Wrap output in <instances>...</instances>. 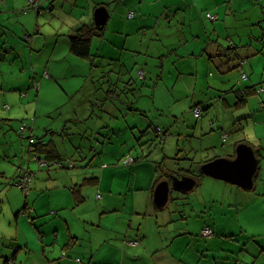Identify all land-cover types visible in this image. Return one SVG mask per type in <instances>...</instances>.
<instances>
[{
	"label": "crops",
	"instance_id": "0c3cea01",
	"mask_svg": "<svg viewBox=\"0 0 264 264\" xmlns=\"http://www.w3.org/2000/svg\"><path fill=\"white\" fill-rule=\"evenodd\" d=\"M79 1L47 0L45 4L42 1V8L37 9L29 6L30 0H13L12 2L11 0H0V44L3 45L0 47V62L15 60L18 62V59H22V71H26L28 76L33 74V79L39 75L49 76L50 79L59 76L56 69L50 68V61L55 54H60L59 57H66L69 62V70H72L73 74H81V70L89 73L98 68L101 81L94 83L88 80L84 85H81L78 92L85 93L82 95V99L69 109L66 122H69L67 127H72L80 122L79 117L89 119L90 116L92 118L96 116L98 125L94 129L92 137L99 139L97 147H100V144L103 145L105 142L110 143L111 141L107 134H101L103 129L109 130L106 125L107 121L100 118L101 116L108 115L110 119L116 121L127 113L140 112L144 121L142 125L115 127L114 135L112 133L113 137L120 136L119 144L115 145L118 148L114 147L111 149L113 152L110 153L118 155L115 161L127 155L132 156L135 152L138 154L135 157L137 161L140 153L144 158L149 153L150 145L142 144L143 141H138V138L149 135L148 128L151 126L152 129V126H155L156 121L153 119L160 118L162 121L166 120L165 122H172L175 119L176 127L173 129L174 125H171V135L167 138L168 134L166 133L164 142L161 143L165 144L166 149L171 148L172 150L169 153H163L161 163H163L165 176L157 182L161 175L157 170L158 163L153 169L148 162L137 164L136 161L129 167L132 177L125 195L122 190L118 195L112 193L115 185V179H113L110 185L111 189H108L105 192L106 195L102 196L101 207L97 206L101 209L99 219L96 217L89 219L82 214H79L78 217L73 215V210L82 205L86 199L83 195L84 181L89 178H85L82 183H79L80 174L65 175V178L53 182V206L49 204L47 211L44 212L53 213V236L50 231L45 229L43 231L42 228L36 227L39 234L37 239V233L34 232L32 226H23V223L27 224V222L26 218L21 216L20 202L18 205L15 204L16 201H19L18 196L15 195L17 190L14 191L15 187L8 184L15 176L19 166L29 171L32 162L37 163L35 157L41 162L43 160L44 165L46 164L45 157L40 159L38 153H33L31 148L28 151L26 142L28 136L20 133L19 129L16 131L15 127L11 125L13 118L23 117L24 112L19 111L13 104L7 103L11 107L9 109L11 112L9 111L7 114L9 118H0V193L2 192L0 199L1 203L5 202L0 206V214L3 212L0 217V263L5 264L4 258L8 257L11 259L10 264H19L20 262L21 264H264V234L254 231L247 233L249 231L243 221V213H247L250 209L249 201L264 206V179L261 180L264 164V132L256 133L251 138L249 134L245 133L242 125L244 120L254 118L255 113H260V119L256 121V125L264 124V110H260V108L264 109V87H260V91L263 90L254 98L253 111H249L247 106L241 108L236 106L233 93H225L233 88L230 87L228 81L232 75L223 77L214 74L211 81L207 75L208 71L215 66H218L223 74L228 71L229 67L238 68L239 66L237 59L229 61L225 56L222 60L218 57L219 47L223 44V39L227 38L223 36V33L228 29L231 31L227 39L230 41V45H234V48L237 45L240 46L237 53L244 59L241 73L247 75L245 80L250 78L254 83L253 80L260 76L258 83H264V6L262 13L258 10L257 17L252 18V11L257 8L260 0H172L168 3L161 0L162 6L159 12L157 15H153L154 13L149 15V19L141 5L144 0H138L139 3H136V0H131V2H135L134 6L128 3L129 0H90L88 10L80 15L74 9ZM111 4L116 5L113 15L108 9V5ZM136 4L139 6L137 7ZM188 4L189 7L200 10L215 8L219 12L215 14L218 18L216 21L220 20L223 11H225L226 21H228V15L231 16L237 12L248 13L249 17L245 22L246 29L241 31L238 20H232L233 22H230L234 25L233 32L231 28L225 24L220 25V23L214 24L208 30L211 21L206 18L205 14V25L203 20L199 21L202 28L199 30L200 36L195 35L197 29H192L193 20L191 18L188 20L187 14L183 13V9L188 8ZM99 8H105L108 11V21L105 26L100 27L104 28L103 34L93 39L92 54L95 55L93 60L81 59L71 52L69 36L84 25H97L95 12ZM173 11H177L174 17L171 16ZM130 12L135 13L134 18L128 17ZM178 12H181V20H176ZM65 14L75 18L63 19ZM159 14L160 16H158ZM211 14L213 13L211 12ZM49 22L53 23L50 30L42 28ZM238 32L239 34L236 35ZM1 33L2 35L11 33V36L2 37ZM189 37L201 42L202 49L199 54L193 56L181 53L183 41ZM152 45L157 48L156 52L150 56L147 49ZM133 69H138L140 75L144 74V83L149 80L147 89H140L142 85L139 79L141 78L135 79ZM0 70H2L1 67ZM164 70H167L168 74L166 71V74H163ZM186 70L190 72L187 76ZM112 75H117L118 80H106V77ZM32 81L23 86L12 84L11 87L14 90H20L19 92L27 89L28 91L25 92L27 95H22L23 93L21 95L29 97L33 95L29 89L33 88L38 94L37 89H40V84L41 86L44 84V80H40L41 83L37 87V81ZM122 83L123 85L125 83L126 85L135 84V88H138L136 91L142 96L144 91L150 94V97L144 102V109L135 110L131 106L127 109L128 112H124L122 108L119 109L116 106L117 102L110 100L112 96H110V91H120ZM249 86L246 84L245 87ZM253 86H257V84ZM4 87L6 85L1 83L0 88ZM158 87L159 90L161 87L162 90L164 87L166 88L161 98L158 96ZM237 87L241 86L237 85ZM153 89L154 93L152 94L150 90L153 91ZM77 94L74 93V96L76 97ZM100 94L101 99H97L96 96ZM6 98H4L3 109L7 105ZM159 99L163 105L156 104ZM195 106H210L204 112V116L198 120L196 126L193 121H187V119L194 120L196 118L192 111ZM153 112L156 115L150 116ZM25 114H30V109L26 110ZM228 114H232V116H228ZM179 115L181 119L178 118ZM38 117L40 118L36 110L30 125L35 126V130L36 128L42 130V127L38 125ZM231 117L234 123L231 122ZM1 119H6V121ZM182 119H186L188 123L179 129L177 125L181 124L180 120ZM235 119H239L237 123H235ZM24 124L30 126L28 122ZM146 128L149 130L147 135L143 133L147 130ZM216 128L218 132L213 133ZM163 129L168 130V128ZM96 130L101 132L98 136L94 133ZM47 131H51V129H47ZM207 131L212 132L209 134L208 140L216 139L217 143L224 140L223 144H226L211 157H204L203 149H198L199 142ZM237 132L240 133L235 135ZM53 135L59 139L55 135V129H53ZM241 143L252 146L260 160L252 190H245L235 184L204 176L191 191L178 194L177 199L182 201L181 205H176L169 210L167 205L163 208L156 206L154 192L161 181L171 180L173 174L191 175L193 172H197L198 167L202 164L219 157L233 159L236 156V149ZM74 148L75 153L68 158L74 159L78 154L84 160L88 155L85 146L81 150L75 146ZM211 148H215L213 142L208 144V149ZM103 151L107 152V150ZM174 151L177 152V157H175L177 160L172 157ZM91 153L89 155H92ZM2 159H5L6 162H2ZM183 160L185 163L182 162ZM115 161H106L99 170L98 177H95L98 179L96 182L99 183L100 189L107 177H114L120 171L119 167L113 163ZM52 162L53 170H57L56 159H53ZM52 162H49L48 165ZM8 164H14L15 170H12ZM37 165L41 166L38 163ZM176 170L182 171V173L179 174ZM7 171L11 173L8 174ZM139 181H141L140 185H138ZM38 186L39 184L35 182L34 188L37 189ZM79 186H83L81 190L85 199L77 205L72 188ZM198 188L204 189L201 191L202 196H188V193L193 194ZM35 191L38 193V190ZM60 191H70L67 192L69 196H61ZM39 197L40 194L35 196L32 205L29 202L30 208H33L32 217L29 216L32 221L35 215L44 216L37 210L40 205ZM96 199L97 201L101 200L98 197ZM129 203L133 206L134 211L129 209ZM11 208H13L12 213L16 216V228L13 227ZM192 216L194 222L197 223L196 229L184 225L186 217L192 218ZM96 221L97 226L94 225ZM40 223L42 224L44 221ZM24 227H29L31 230L35 245L40 247L38 240L41 241V246L44 245L42 253L31 250V246L34 247V245H31L30 239L23 234ZM206 227H210L214 231L210 238L201 236L202 230ZM126 240L138 241L139 244L130 246L125 243ZM249 244L251 245L249 246ZM49 246L53 247V262L49 261L47 255ZM35 248L37 249V246ZM33 252L38 254L39 260L35 261L32 258Z\"/></svg>",
	"mask_w": 264,
	"mask_h": 264
},
{
	"label": "rangeland",
	"instance_id": "374dc122",
	"mask_svg": "<svg viewBox=\"0 0 264 264\" xmlns=\"http://www.w3.org/2000/svg\"><path fill=\"white\" fill-rule=\"evenodd\" d=\"M13 0H11L12 2ZM43 3L45 4L47 0H42ZM90 0H80L79 3L74 6V9L77 10V14H82L85 13L88 10V4H89ZM142 1V0H141ZM158 1V2H155ZM161 0H144L141 5L142 8L144 9V11H146V15L148 16V19L150 18L149 15L153 14V15H157V13L159 12V9L162 6V3L160 2ZM165 3H168L172 0H164ZM263 0H260L259 3L257 4V8H255L254 11H252V18L257 17V12L259 10V12L262 13V7L264 6V3H262ZM128 3L131 6H134L135 2H131V0L128 1ZM136 3H139L138 0H136ZM191 3V2H189ZM152 4V5H151ZM204 5V4H203ZM136 6L138 7L139 4H136ZM149 6H151V8H149ZM116 5L111 4L108 5V9L109 12L111 13V15H113L114 11H115ZM149 10V12H148ZM187 10V11H185ZM136 11V10H134ZM138 11V10H137ZM213 13V15L218 14L219 12L217 10H215V8H204L202 10L197 9V8H192L189 7L188 4V8L183 9V13L187 14V19L190 20L189 18H191L193 20V24H191V26L193 25L192 29L194 28L195 30L197 29V32L195 33V35L200 36L199 34V30L202 29L200 27L199 21L203 20L204 25L206 20L204 19L205 14L207 15V13ZM177 13V11H173L171 16L174 17V14ZM181 12H178V15L176 16V20H181V16H180ZM160 16V14L158 15ZM248 13L244 14V13H240L237 12L235 14H232L231 16L228 15L227 19L228 21L225 20V11L222 12V17H220V20L218 21H214V22H210V25L208 27V30L211 29V27L216 24V23H220V25H226L227 27L232 29V32L234 30V25L232 24V20H238V22L240 23L239 29L242 31L244 29H246V24L245 22L248 19ZM63 19H67V20H71L72 17L69 14H65V16L62 17ZM207 18V17H206ZM128 19V18H127ZM232 21V22H230ZM258 23V22H257ZM256 23V25H257ZM190 24V23H189ZM219 25V26H220ZM53 27V23L49 22L48 24L44 25L42 28H44L45 30H50V28ZM172 29V28H171ZM253 29V28H252ZM189 30V29H188ZM12 31V30H11ZM1 32V31H0ZM190 32V31H189ZM231 31L230 30H225V32L223 33L224 38L223 39V44L220 45V51H219V58L222 60L224 59L223 56H227V54L232 51H229V48L231 47L230 45V41L227 40L228 36H230ZM239 32L236 34L238 35ZM2 35V33H1ZM10 37L11 33L9 34H3L2 37ZM232 36V35H231ZM248 38V37H247ZM240 39V38H237ZM183 40V39H182ZM227 41V42H226ZM15 42V41H14ZM187 42V43H186ZM227 43V45H226ZM0 47H3L2 44H0ZM156 48L157 46L152 45L149 49H147V53L153 54L156 52ZM202 49V44L200 41H196V39L194 38H188L185 41H183V46L181 49V53L184 54H192L193 56L195 54H199L200 51ZM4 53V51H3ZM60 54H55L53 55L52 60L50 61V68L53 70H57V74L59 75L58 77H56L55 79H50V77H44V76H36L33 79V74H31L30 76H28V73L26 71H22L23 69L21 68L22 66V59H18V62L15 61H11V62H7V61H2L0 62V67L2 68V70H0V84L4 83L6 85V87H4L3 89L0 88V118H9V116L7 115L9 113V109H3V103H4V98H6V96H8L6 99V104L9 103L10 105L13 104V106H16V108L19 111H23L24 112V116L23 117H18V118H13V121L11 123L12 126L15 127V130L17 131L19 129H21V126L23 123L28 122L29 125L32 123L33 118L35 116L36 110L39 113V120H38V125L40 127H42L41 129H37L35 130V126L32 127V125H30L28 128L33 129V133H34V138L36 139V141H42L44 140L46 143H49L50 141H53V139L56 141V148L61 156L62 159H68L69 156H72L75 153V148L74 146L81 150L85 148H87V150H85L86 152L88 151V155L85 157V159H81L79 157V155L77 154V157H75L74 159H72V162L74 163V168L73 169H68V168H62L60 167V165H57L58 169L57 170H53V162L48 164H43V160L42 162L37 160L35 155L33 154V157H35V160L37 161L38 164H41L40 167H38L37 163L32 162V166L30 171L32 172L33 175V181H32V190L30 191V194L27 196L24 191L20 188L17 187L15 185H13L15 187V189H13L14 191L17 190L15 192V195L18 196V200L16 201V205L19 204V210H21L23 208V206L25 205L26 202H30L31 205L34 203L35 200V196L40 194L39 197V207L37 208L38 211L42 212L44 216H34V220L32 221V216L29 217V215H25L23 212H21V216H23V218H26V222L27 224L23 223V226H32V229L34 230L35 233H37V228L41 229H45L50 231V233L53 236V213L51 212H46L47 208L49 206V204H52L53 206V186H54V181H57V179H61L63 178L65 175H74L75 173H78L81 175V179L79 181V183L83 182V180L85 178H93V177H98V173L99 170L102 168V165L104 163L109 162V161H115L116 157H118L117 154H110L111 152H113L111 149H113L115 147L116 144H119L118 141L120 140V136H116L113 137L115 131V127L119 128L121 126L125 125H129V126H133L136 127L137 125H142L143 124V120L141 118L142 114L138 111H134L133 113H127L123 118H118V120L114 121L112 119H110L108 117V115H104L101 116L100 118H103V120L105 119L107 121V126L109 127V130L103 129V133L101 134H107L109 138H111L110 143H104L103 145L100 144V147H97V140L96 137L93 138L92 135L90 136L91 132L95 129V127L98 125V119L96 116H94L93 118H89V119H82L79 116V123H75L76 125L74 126H70L67 127V125H69L68 118L67 116L69 109L73 108L75 103L78 100L82 99V95L85 92H78L81 85H84L85 82H87L88 80L91 82H96L98 83V81H101L102 78H100V74L98 73V68H96L94 71L92 72H86L85 70H81V74H73L72 70H69V62L68 60H66L65 56H61L59 57ZM196 60V59H195ZM57 61V62H56ZM20 62V63H19ZM229 62V61H228ZM232 67V66H231ZM228 68V71L223 74L221 72V70L218 68V66L213 67L212 70L208 71V77H209V81H211L213 79L214 74H216L217 76H223V77H230V75H232L228 81H229V85L230 87H234L237 85L241 86V88L245 87L246 84H249L250 86H253L255 84H257V86H255V88H258V91L261 89L260 87H264V83L259 82L260 81V76L256 77L252 82V80L249 78L248 80H241L242 79V73H241V67L239 66L238 68L234 67V68ZM178 68V66H177ZM175 68V69H177ZM168 74L167 70L163 71V74L165 73ZM174 71V70H173ZM186 72V76L188 75V73H190L188 70L185 71ZM165 73V74H166ZM111 74H113V72H111ZM133 74L135 76V79H139L142 87H140V89H147V82L149 83V80H147L146 83H144V76L140 75V72L138 73V69H133ZM137 74V77H136ZM76 75V76H74ZM165 76V75H164ZM117 75H112L109 77H106V80H113L115 81L117 79ZM147 77V75H146ZM150 78V76L148 75V79ZM33 80V81H32ZM44 80V84L43 86H41V82L39 81ZM105 80V78H104ZM118 80V79H117ZM116 80V81H117ZM34 81H37V87H39L40 84V89L38 90L39 93L36 94L35 90L29 89L31 92H33L31 96L29 97H23L21 94L25 93L26 91H28L27 89H23L21 92H19L20 90H14L12 89V84L15 85H19V86H23L26 83H31ZM207 81V79H206ZM174 82V81H172ZM162 85V83H161ZM160 85V86H161ZM16 86V87H19ZM121 89V95H120V99L124 102H126V105H122L125 107L120 106L119 104L116 103V106L120 108H122V111L124 112H128L127 109L130 108L131 106H133V108H135V110L138 109H144V102L147 100V98L150 97L149 93H146V91H144L143 96L139 94L138 91H136L138 88H135V84L133 85H126V83L120 86ZM124 87V88H122ZM239 87H237L238 89ZM166 88L164 87L162 90V87L159 90L158 87V96L159 98H161L164 95V90ZM228 89V88H226ZM152 92V94L154 93V89L153 91L150 90ZM74 93H78L77 96H74ZM258 94L254 95L253 97L249 98L248 103L246 104L247 108L249 111H253L252 108L255 106V99L256 96ZM97 99H101V94L96 96ZM235 98V102H236V97L234 95ZM131 105H130V103ZM15 104V105H14ZM156 104L158 105H163V102L159 100L156 101ZM30 109V114H25L26 110L28 111ZM258 109V108H256ZM260 110H264L261 109ZM154 111V110H153ZM11 112V111H10ZM260 113H255L254 118H251L250 120H244L243 122V127L245 129V133L249 134L251 138L252 135L259 133V132H264V124L260 123L258 125H256V121L258 119H260L259 117ZM30 115V116H29ZM97 115V114H96ZM156 115L155 112L152 113V115L150 116H154ZM251 115V114H250ZM98 116V115H97ZM228 116H232V114H228ZM149 117V115H148ZM181 119V116L179 115V117ZM238 118V116H237ZM110 119V120H109ZM155 122V127L157 124H161L160 127L163 129H167V138L171 135V125H174L173 129L176 127V125L174 124V122H177L175 119L172 120V122H165L162 121V119L158 118L153 119ZM198 118H195L194 120L192 118H190L189 120L187 119V121H193L194 122V126H196L198 124ZM239 119H235V123H237ZM181 124L177 125V128H182L183 126L185 127L186 124L188 123L186 121V119H182L180 120ZM160 122V123H159ZM231 122L234 123V121H232V117H231ZM242 123V121H241ZM110 125V126H109ZM1 126V125H0ZM193 126V127H194ZM18 127V128H17ZM51 127V128H50ZM147 127V126H146ZM154 127V129H155ZM159 127V126H158ZM167 127V128H166ZM66 128V130H65ZM192 128V127H190ZM47 129H51V131H47ZM53 129H55V135L58 138H55V136L53 135ZM154 129L150 128V132L149 135L146 137H139L138 141L142 140V144L145 145H150V150L149 153L146 154L148 155V157L144 158L141 156L142 153H140L138 156V161L137 164H143L148 162V164H150L152 166V168L154 169L155 164L156 163H160L162 162V157H163V153L165 152H170L172 151L171 148L166 149L165 144H161L162 142L158 139V134L155 133ZM241 129V128H240ZM240 129H236V130H240ZM64 130L69 133L70 135H63ZM178 130V129H177ZM242 130V129H241ZM90 131V132H89ZM47 132H49L48 134H46ZM218 130L217 128L215 129V131H213V133H217ZM16 133V132H15ZM113 133V135H112ZM212 133L211 131H207L206 134L201 138V141L199 142V146L198 149H203V156L204 157H211L214 153L218 152L220 149H222L224 146H226V144L224 145V140L223 142H216V139L214 140H208L209 134ZM240 132H237L235 135H237ZM140 134V132H139ZM27 136H29V134H26ZM26 136V137H27ZM122 137H124V135H122ZM211 137V136H210ZM149 140H152V142H148ZM27 145L29 146L30 144V139L29 137H27ZM43 142V141H42ZM209 142H213L215 145V148H211L208 149V144ZM116 149L118 148L117 146L115 147ZM141 149V148H140ZM103 150H107V152H104ZM166 150V151H165ZM90 152H92V155H89ZM175 152V151H174ZM136 155H138L136 152L132 154L133 157H136ZM177 155V152H175L173 154V158H175ZM264 156V155H263ZM43 155H41L39 158L43 159ZM74 157V156H73ZM124 161H125V157H121L118 158L117 161L113 162L114 164H116L119 168L118 173L116 174V176L114 177H107V179L104 181V183L101 185V189L98 186L99 183H97L96 181H92L91 183H87L85 185L84 188V197H86L84 203L80 206H77V208L75 210H73V215L74 217H78L79 214H82L85 217L90 218H95L96 219L100 217V212L101 209H99L102 205V196L106 195V191L108 189H111L110 185L112 183V180L115 179V185L113 187L112 193L114 195H118L120 190H122L123 195H125L128 187L130 186V178L132 177L131 172H130V168L131 166H126L124 165ZM185 160H183L182 162H184ZM2 162H6L5 159H2ZM185 163V162H184ZM43 164V165H42ZM135 164V163H134ZM12 170H15L16 166L13 164H8ZM41 168V169H39ZM262 168V165H261ZM17 170V169H16ZM1 171V170H0ZM18 171V170H17ZM7 173H11L8 172ZM15 171L13 172L12 176L14 175ZM17 173V172H16ZM160 174L162 175V171H160ZM141 177H142V173H141ZM65 178V177H64ZM264 179V164H263V171H262V176H261V180L263 181ZM66 180V179H65ZM134 180V179H133ZM67 181V180H66ZM35 182L39 184L38 188L35 189ZM58 183V182H57ZM141 184V181L138 182V185ZM106 188V190H104V188ZM208 188V187H205ZM38 190V193H36L35 190ZM201 191H204V189L202 188H198L196 192L192 193H188L189 197H199L202 196ZM68 191H60V195L61 196H69ZM2 193V192H1ZM0 193V194H1ZM178 192H173L172 194V199L170 200V202L167 205V209H171L172 207L176 206V205H181L182 201L178 200ZM98 195H101V200L97 201L96 197H98ZM182 195V194H181ZM21 200V201H20ZM5 202L1 203V199H0V206L3 205ZM97 206H99V208H97ZM248 206H250V209L248 210V212H244L243 213V221L246 224V228L248 229L249 232L247 233H252L254 232H258V233H263L264 234V206L263 205H258V204H253L252 201H249ZM128 207L130 210L134 211L133 206H131V204H128ZM178 208V206H177ZM12 209H10L11 212V216L13 219V223H14V228H16V216L14 213H12ZM18 210V211H19ZM3 215V212H1L0 217ZM40 217V218H39ZM21 222V219H19ZM44 223H40L43 222ZM91 221V220H90ZM77 222V221H75ZM106 222V221H105ZM37 223V224H36ZM97 221L95 222V226H97ZM34 224H36V226H34ZM77 224V223H75ZM161 224V223H160ZM180 224V223H179ZM185 226L190 227V228H197V223L194 222V218L192 216V218L190 217H186V221H185ZM77 226V225H76ZM83 226V225H81ZM93 226V225H91ZM37 227V228H36ZM245 228V229H246ZM44 231V230H43ZM23 234L25 236H27L30 239V244L34 245L31 246V250L33 251H38V253H42V247L41 246V241H39V246L35 245L34 240H33V235L31 233V230L29 229V227H24L23 229ZM42 236L44 237V235L42 234ZM39 237V234L37 233V239ZM37 244V243H36ZM251 244H249L250 246ZM37 246V249L35 248ZM48 251H47V255L49 256V261L53 262V247L49 246L47 247ZM46 248V249H47ZM33 256L32 258L37 261L39 260V256L38 254H36L35 252H33ZM47 256V257H48ZM46 257V256H43ZM46 259V258H45ZM34 262V261H33ZM0 264H3L0 263ZM21 264V262L19 263ZM26 264V263H25Z\"/></svg>",
	"mask_w": 264,
	"mask_h": 264
},
{
	"label": "trees",
	"instance_id": "16d2710c",
	"mask_svg": "<svg viewBox=\"0 0 264 264\" xmlns=\"http://www.w3.org/2000/svg\"><path fill=\"white\" fill-rule=\"evenodd\" d=\"M131 13V12H130ZM209 14V13H208ZM207 14V15H208ZM211 14V13H210ZM129 15V14H128ZM129 17V16H128ZM135 17V16H134ZM133 17V18H134ZM208 19V17H207ZM218 19V18H217ZM209 20V19H208ZM211 21V20H210ZM216 21V20H215ZM104 32V28H100L98 27L97 25H84L82 27H80L78 30H76L71 36H69V44H70V50L71 52L81 58V59H86V60H89V61H92L93 58L95 57L94 54H92V42H93V39L94 37L96 36H101ZM233 43V42H231ZM235 46H231L229 48V51H232L230 52V54L228 53L227 56H225L229 61H233L235 59L238 60V65L241 67V65L243 64L244 62V59H242L241 57H239L238 53H237V49L240 48V46H236V48H234ZM219 57V56H218ZM238 66V67H239ZM234 66H232L231 68H233ZM243 75L242 74V79L241 80H245L247 78H243ZM246 75V74H245ZM144 76V74H143ZM247 77V75H246ZM39 90V89H37ZM36 90V91H37ZM263 90V89H262ZM261 90V91H262ZM261 91L257 88H255V86H249V87H243V88H236V86H234L233 88H231L229 91L225 92V93H233L237 99L236 101V106L241 108L243 106H246V104L248 103L249 101V98L250 97H253L254 95L256 94H260ZM121 92L122 91H116V90H111L110 91V100L113 102H117L119 103L120 105H126L127 103L122 101L120 98V95H121ZM22 95H27L26 93H23ZM8 105V104H7ZM263 106V104H261ZM6 106V105H5ZM4 106V109H7L5 108ZM10 106V105H9ZM197 107H201L202 108V117L204 116V112L207 111L209 109L210 106L208 107H203V106H195L192 108V111H193V114H194V109L197 108ZM264 107V106H263ZM11 108V107H10ZM8 110V109H7ZM195 116V114H194ZM196 117V116H195ZM201 117V118H202ZM90 118H92V116H90ZM197 118V117H196ZM200 119V118H198ZM3 121H6V119H1ZM23 125H26V124H22ZM21 126V128H22ZM151 127V126H150ZM150 127L148 128L150 130ZM155 126H152V129H154ZM147 129V128H146ZM145 130L143 131V133H148L149 130ZM157 129H160L159 131ZM32 130V134H33V137H34V133H33V129H30ZM29 130V131H30ZM66 130V128H65ZM64 130L63 132V135L67 136V135H70L69 133H67L66 131ZM94 131V130H93ZM93 131H92V134H93ZM155 133L158 134V139L163 143L164 142V139H165V136L167 135L166 131L164 129H162L160 126H156L155 129H154ZM20 133L21 132V129H20ZM29 133V132H28ZM27 133V134H28ZM97 136L99 135L100 131L99 130H96V132H94ZM91 134V135H92ZM26 135V134H25ZM90 135V136H91ZM29 137V136H28ZM30 139V137H29ZM35 139V138H34ZM97 142H99V139L96 138ZM43 141V142H42ZM42 141H36L35 139V143L33 144H29L28 146V151L29 149L31 148L33 153L37 152L38 153V157H40L41 155H43L45 157V162L46 164H48L49 162H52L53 159H56V163L58 165H60L61 167H64V168H68V169H73L75 166H74V163L72 162V157L71 158H68L67 160L66 159H62L57 148H56V143L53 141H50L49 143H46L44 140ZM150 142H152V140H149ZM127 156H131V155H127ZM126 156V157H127ZM125 157V158H126ZM133 157V156H132ZM177 157V156H176ZM135 159V162L137 161V159L135 157H133ZM175 160H177V158H175ZM133 163V164H134ZM132 164V165H133ZM201 165V164H200ZM131 166V165H129ZM157 170L160 172L162 171V175H160V177L157 179V182H159V180L163 179L164 176H165V173L163 171V163H158L157 164ZM184 171V169H182ZM26 169L22 168V166H19V169L17 171V173L15 174V176L10 180L9 184L8 185H15L17 187L18 186V183L20 182V178H21V174L23 172H25ZM28 171V170H27ZM30 171V170H29ZM195 171V170H194ZM31 172V171H30ZM176 172H179L182 173V171H179V170H176ZM32 173V172H31ZM172 173H175L172 171ZM193 175H195L197 178H202L204 177L203 175H201L199 173V171H195L192 173ZM98 179L93 177V178H89V179H85L84 181V184L86 185L87 183H91L92 181H97ZM84 186V185H83ZM83 186H79L78 188L74 187L72 188V193H73V196H74V199H75V202L76 204H80L84 201V197L82 195V190L81 188ZM20 212H23L25 215H29V216H32V213H33V208H30L29 206V203H25V205L23 206V208L21 209ZM204 230V229H203ZM202 230V231H203ZM214 232V231H213ZM202 233V232H201ZM202 236V235H201ZM130 240H126L125 243L129 242ZM12 246V245H11ZM10 258L8 257H5L4 258V261H5V264H10ZM78 261H80V259H78Z\"/></svg>",
	"mask_w": 264,
	"mask_h": 264
},
{
	"label": "water",
	"instance_id": "95a60500",
	"mask_svg": "<svg viewBox=\"0 0 264 264\" xmlns=\"http://www.w3.org/2000/svg\"><path fill=\"white\" fill-rule=\"evenodd\" d=\"M108 16V11L105 8L97 9L95 12V23L97 26H105ZM259 162L260 160L254 148L246 143H241L236 149L235 158H216L202 164L198 167V171L203 176L223 180L250 191L255 185L254 180L258 173ZM200 179L193 174H183L181 176L173 174L171 175V180L161 181L154 192L156 206L165 207L172 199L173 192H189L199 184Z\"/></svg>",
	"mask_w": 264,
	"mask_h": 264
},
{
	"label": "built area",
	"instance_id": "2783aa9c",
	"mask_svg": "<svg viewBox=\"0 0 264 264\" xmlns=\"http://www.w3.org/2000/svg\"><path fill=\"white\" fill-rule=\"evenodd\" d=\"M29 6L30 7H36L37 9H40V8H42L43 3H42V0H30ZM128 16H129V18H133L135 16V13L131 12V13H129ZM207 17L211 21L217 20V16L210 14V13L207 15ZM141 75L143 76V73H141ZM243 78H247L245 74L243 75ZM5 108L10 109V106L6 105ZM194 114L197 118H201L202 114H203L202 108L201 107L195 108ZM29 130H30V128H28L27 125H23L21 128L22 134H27L29 132L28 134L30 137V143L33 144V143H35V139L33 137L32 130H30V131ZM157 130L159 131L160 129H157ZM134 162H135V159L132 156H127L125 158L124 165L129 166V165H132ZM32 178H33L32 173L30 171L26 170L25 172H23L21 174L20 182L18 183V186L24 191V193L27 196L30 194V191H31ZM98 198H101V195H98ZM213 234H214L213 229L210 227H206L201 233L203 238H210L213 236ZM127 244L130 246H136L139 243H138V241H129V242H127Z\"/></svg>",
	"mask_w": 264,
	"mask_h": 264
}]
</instances>
